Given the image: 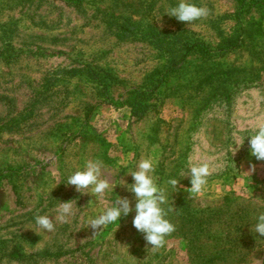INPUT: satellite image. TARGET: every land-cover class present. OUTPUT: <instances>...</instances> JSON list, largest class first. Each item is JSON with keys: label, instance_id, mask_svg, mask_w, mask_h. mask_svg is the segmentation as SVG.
Segmentation results:
<instances>
[{"label": "rangeland", "instance_id": "374dc122", "mask_svg": "<svg viewBox=\"0 0 264 264\" xmlns=\"http://www.w3.org/2000/svg\"><path fill=\"white\" fill-rule=\"evenodd\" d=\"M0 264H264V0H0Z\"/></svg>", "mask_w": 264, "mask_h": 264}, {"label": "trees", "instance_id": "16d2710c", "mask_svg": "<svg viewBox=\"0 0 264 264\" xmlns=\"http://www.w3.org/2000/svg\"><path fill=\"white\" fill-rule=\"evenodd\" d=\"M135 35L146 38L156 48L167 55L166 68L164 74L177 71L183 65L186 57L192 52L213 53L214 51L202 41L185 40L177 35L163 34L154 28H140L132 22L119 27L118 36L126 39ZM238 36L231 38L219 47V50H229L237 46ZM79 69H68L64 73L74 75ZM160 85V84H159Z\"/></svg>", "mask_w": 264, "mask_h": 264}]
</instances>
